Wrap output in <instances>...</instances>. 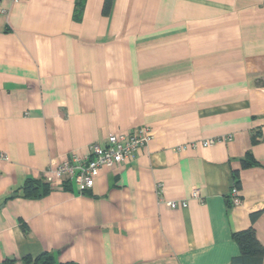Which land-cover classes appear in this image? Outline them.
Instances as JSON below:
<instances>
[{
	"label": "crops",
	"instance_id": "0c3cea01",
	"mask_svg": "<svg viewBox=\"0 0 264 264\" xmlns=\"http://www.w3.org/2000/svg\"><path fill=\"white\" fill-rule=\"evenodd\" d=\"M76 2L0 0V264H231L250 227L264 247V0ZM139 129L150 142L84 195L22 196Z\"/></svg>",
	"mask_w": 264,
	"mask_h": 264
},
{
	"label": "built area",
	"instance_id": "2783aa9c",
	"mask_svg": "<svg viewBox=\"0 0 264 264\" xmlns=\"http://www.w3.org/2000/svg\"><path fill=\"white\" fill-rule=\"evenodd\" d=\"M17 2L19 0H9ZM150 134L146 129H139L130 135H109L107 137V145L102 148L98 144L90 147L91 158L71 156L68 160L62 161L50 168L44 175L47 183L55 182H73L82 195L84 192L93 187L94 180L99 172L105 168H112L122 165L133 153L145 147L151 140ZM217 139L203 141V147L213 145ZM190 198L200 199L197 189H193ZM228 202L233 206L241 204V198L238 188L234 185L228 193ZM165 205L170 209L186 208L187 203H177L175 201L166 202Z\"/></svg>",
	"mask_w": 264,
	"mask_h": 264
},
{
	"label": "trees",
	"instance_id": "16d2710c",
	"mask_svg": "<svg viewBox=\"0 0 264 264\" xmlns=\"http://www.w3.org/2000/svg\"><path fill=\"white\" fill-rule=\"evenodd\" d=\"M82 0H77L76 2V18L79 17L81 12ZM255 142V137L253 138ZM255 165V161L249 153L241 160V168H248ZM233 180L236 187L239 188V174L238 172H233ZM50 183L45 180H26L22 187L20 188L21 194L26 198H33L43 195L49 190ZM16 193V192H15ZM84 192L82 195H84ZM258 213L251 215L252 222L257 217ZM232 239L238 245L239 256L234 258L231 264H261L264 258V247L258 242L256 238L255 231L252 227L232 234ZM9 263V262H8ZM4 263V264H8ZM14 261H10L9 264H13ZM23 264H77L75 262H64L58 263L55 258L47 252H43L33 259L25 258L23 259Z\"/></svg>",
	"mask_w": 264,
	"mask_h": 264
}]
</instances>
